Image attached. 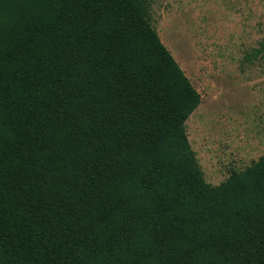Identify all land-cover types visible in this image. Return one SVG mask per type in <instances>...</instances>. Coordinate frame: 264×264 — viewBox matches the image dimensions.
<instances>
[{
    "label": "trees",
    "instance_id": "obj_1",
    "mask_svg": "<svg viewBox=\"0 0 264 264\" xmlns=\"http://www.w3.org/2000/svg\"><path fill=\"white\" fill-rule=\"evenodd\" d=\"M201 100L150 0H0V264H264V155L208 182Z\"/></svg>",
    "mask_w": 264,
    "mask_h": 264
},
{
    "label": "rangeland",
    "instance_id": "obj_2",
    "mask_svg": "<svg viewBox=\"0 0 264 264\" xmlns=\"http://www.w3.org/2000/svg\"><path fill=\"white\" fill-rule=\"evenodd\" d=\"M150 1L160 38L202 94L186 127L217 185L264 155V0Z\"/></svg>",
    "mask_w": 264,
    "mask_h": 264
},
{
    "label": "crops",
    "instance_id": "obj_3",
    "mask_svg": "<svg viewBox=\"0 0 264 264\" xmlns=\"http://www.w3.org/2000/svg\"><path fill=\"white\" fill-rule=\"evenodd\" d=\"M264 81V80H263Z\"/></svg>",
    "mask_w": 264,
    "mask_h": 264
}]
</instances>
